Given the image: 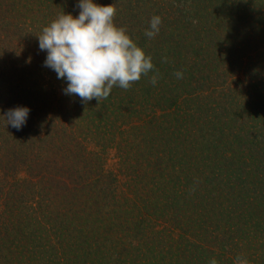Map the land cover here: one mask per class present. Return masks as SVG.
<instances>
[{
	"label": "trees",
	"instance_id": "1",
	"mask_svg": "<svg viewBox=\"0 0 264 264\" xmlns=\"http://www.w3.org/2000/svg\"><path fill=\"white\" fill-rule=\"evenodd\" d=\"M94 2L155 86L66 95L36 35L78 0H0V264H264V0Z\"/></svg>",
	"mask_w": 264,
	"mask_h": 264
},
{
	"label": "clouds",
	"instance_id": "2",
	"mask_svg": "<svg viewBox=\"0 0 264 264\" xmlns=\"http://www.w3.org/2000/svg\"><path fill=\"white\" fill-rule=\"evenodd\" d=\"M78 16L64 12L42 29L38 35L39 49L46 51L44 66L52 69L58 79L67 81L66 95L78 96L87 105L93 99H107L114 87L128 90L142 76H149L155 86L160 73L155 68L152 56L130 37L125 27L117 26L114 18L117 9L113 4L103 6L94 0H78ZM162 18L152 16L145 36L155 38L160 32ZM167 62V58H163ZM177 79L183 72L174 73ZM30 109L16 107L5 113L6 127L20 130L26 123ZM199 181L190 188L194 193ZM209 264H218L213 257ZM234 264H249L237 256Z\"/></svg>",
	"mask_w": 264,
	"mask_h": 264
},
{
	"label": "rangeland",
	"instance_id": "3",
	"mask_svg": "<svg viewBox=\"0 0 264 264\" xmlns=\"http://www.w3.org/2000/svg\"><path fill=\"white\" fill-rule=\"evenodd\" d=\"M7 42V41H6ZM201 103V102H200ZM202 104V103H201ZM203 105V104H202ZM198 133V132H197ZM107 166L108 167H111V168H113L114 166H115V164H116V162H117V159H116V157L114 156V154L113 153H110L109 155H108V157H107Z\"/></svg>",
	"mask_w": 264,
	"mask_h": 264
}]
</instances>
